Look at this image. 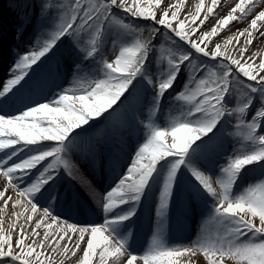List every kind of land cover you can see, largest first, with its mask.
<instances>
[{"label": "snow or ice", "instance_id": "6c2138e0", "mask_svg": "<svg viewBox=\"0 0 264 264\" xmlns=\"http://www.w3.org/2000/svg\"><path fill=\"white\" fill-rule=\"evenodd\" d=\"M9 3L21 22L19 38L34 6L29 0ZM165 5L166 0H41V21L48 20L42 24L47 29L43 39L38 36L24 54L17 51L9 78L0 82V174L7 178L0 203L24 208L15 215L29 225L13 219L6 232L0 229V264H55L56 254L69 252L72 258L82 253L78 264H178L185 253L195 256L197 251L208 264H264V135L258 131L264 130V59L250 63L249 49L238 47L244 36L248 45L253 43L251 30L264 35V10L257 11L264 9V0H237L209 30L205 26L227 6L226 0H211L208 6L200 0L195 12L182 19L179 5ZM118 13L150 23L136 24ZM249 15L254 18L248 27L222 43L213 39ZM65 40L74 57L77 87L62 88L49 98L59 60L35 79L28 77ZM233 40L239 59L227 51ZM108 44L113 52L118 49L111 60L103 56ZM182 72L183 89L170 98L179 114L170 115L162 127L157 123L161 102ZM145 86L153 90L146 109L139 91ZM254 105L248 121L245 116ZM229 124L236 131L229 132ZM141 130L143 142L125 167L119 152L123 133ZM229 136H242L253 147L228 152ZM102 146L108 147L105 161L115 175L103 192H92L104 214L97 224L90 205L75 187L61 183V174L79 171L73 152L95 164ZM249 169L259 171V181L236 194ZM178 187L183 206L201 202L218 225L187 246L170 245L165 234ZM153 193L154 230L138 258L130 225L142 200ZM62 241L67 242L61 251Z\"/></svg>", "mask_w": 264, "mask_h": 264}, {"label": "bare ground", "instance_id": "6f19581e", "mask_svg": "<svg viewBox=\"0 0 264 264\" xmlns=\"http://www.w3.org/2000/svg\"><path fill=\"white\" fill-rule=\"evenodd\" d=\"M142 2L147 3L149 2V0H142ZM235 2H237V0H226L227 6L224 7L217 14V16L205 26V30H209L214 24H216V22L220 18H222L232 6H234ZM199 3L200 0H166L165 6L167 7V5H179L180 12L178 13V18L182 19L185 16H188L189 13H194L196 5ZM210 4L211 0H204L205 6H208ZM1 6L2 2L0 3V7ZM258 10L264 9H257V11ZM205 13L206 7L202 8L201 10V18ZM30 16L32 17V20L35 18V15ZM252 18L254 17L252 15H249L242 22L231 23L230 27L224 30L218 38L213 39L216 40V42L222 43L225 39L233 37L238 29L242 30L248 27ZM19 24L20 21L17 19V13L12 9V7H7V9L4 8L3 11L0 8V82H3L5 81V79L9 78V69L16 59L15 53L18 51V49H24L22 52L18 51L20 54H24L36 43L38 36L41 38V40L43 39L41 28L38 26H34L33 22L26 21L23 35L20 36L18 38L19 40H16L15 42L11 41L10 36L17 34ZM251 31H253V43L251 45H248L247 41L245 40H248L249 38L247 36H244L241 38L238 47L248 48L249 50L247 55L253 58V60H250L249 62L252 63L254 61V63L258 65L260 60L264 59V35L257 33L255 30ZM27 38L31 40H28ZM250 46L253 47V51L250 50ZM69 47L70 45L68 41L65 40L49 55L47 59L43 60L39 68L34 66L30 76L28 77V80H30V78L32 80L35 79L41 69L49 67L50 65H52L53 61L59 60V63L55 65L58 75H56L53 80L49 82V87L47 90V95L49 96V98L52 97L53 93L59 92L62 88L77 87L73 74L74 57L69 52ZM238 47L236 45V41L233 40L228 45L227 51L230 52L232 56L239 59L241 57L238 55ZM13 49H15L16 51H13ZM59 49L65 50L64 53H57V50ZM223 50L224 49L222 48V51ZM116 54H118V49L116 52H113L111 44H108L103 52L104 58H107L109 60L114 59V56ZM152 69L155 73L156 66L154 63L152 64ZM17 74H19V72H17ZM185 82L186 73L182 72L177 78L174 87L165 94L158 113L159 120H157V123H159L162 127H167V120L170 118V115L179 114L178 111L175 110L176 106L172 103L170 98L175 96L178 91L183 89V85ZM139 91L143 96V103L146 109L149 101L151 100L153 90L145 86L144 89H140ZM39 102L45 103L48 101L40 100ZM230 103H232V101H230ZM51 106L56 105L53 104ZM256 107L257 105H254L253 108L249 110L248 114L245 116L246 120H251V115L256 110ZM37 118H39V114H37ZM231 122L232 124L235 123V117L231 118ZM101 123H103V121H101ZM228 131L234 132L236 131V129H234L230 124L228 127ZM258 131L261 135H264V130L258 129ZM143 135V130H141L139 133L135 131H133L131 134L127 131L123 133L122 141L119 143L121 165L125 167L127 166L129 157L136 150L138 142H143ZM234 139H238L239 143H234ZM251 147L253 146L248 145L243 141L242 136L238 138L229 136V138L226 140V148L228 152H231L233 148ZM107 152L108 147L102 146L101 159L96 161L95 164L91 160L82 158V156L78 152H73L71 154V160L75 163L79 171L73 172L71 176L64 173L61 174V183L65 186L71 185L75 187L76 190L80 193L82 200L90 205V208L94 213V215L91 216V219H93L97 224L103 223L104 214L102 212V209L98 208L93 202L92 192L93 190H96L97 192H103L108 186H110L115 175V173L110 170L108 164L105 161ZM25 155H27V153H25ZM118 170L119 169L117 168L116 171ZM92 171H96L97 173L93 176V178L90 179L88 172ZM217 171L218 167L213 169V179L216 178ZM103 178L104 182H100V180H102ZM259 179V171L255 169H249V171L245 173V176L239 181V185L234 189V192L236 194H239L242 188L248 186L250 183L258 182ZM6 182L7 178L3 177V175L0 174V190L4 189ZM213 186L218 187L215 184ZM9 194L11 195L12 193L10 192ZM155 196L156 193H153L151 196H146L142 200L139 208L137 209L136 215L132 218V224L130 225L136 234V239L133 242L132 250L133 254L137 255L138 258L139 256L144 254L151 242V235L154 230L153 225L155 220ZM181 198L182 191L181 188L178 187L176 192V200L170 207L169 217L164 227L166 240L170 245L187 246L190 245L192 241L198 240L204 233H214L218 225L214 220L211 219L210 211L205 208V206L201 202L192 201L191 207H185L181 203ZM208 203L210 206L211 201L209 200ZM24 211L25 209L19 206H5L4 204L0 203V229H4L6 232L8 229V223L13 219H16L18 224H25V226H29L24 216L17 217L15 215L16 213H21ZM26 215L34 214L28 212L26 213ZM256 222L258 223V220ZM44 230L45 229L43 228L38 230L41 234L40 238H43ZM48 231L51 232L52 229H49ZM103 234L107 235L108 233L104 232ZM65 242L67 241L61 242V251L62 245ZM81 257L82 253L80 254V256H77L75 258H72L71 252H69L67 256H60L59 254H56L55 264H78V261ZM178 264H208V261L207 257H205L202 252L197 251L195 256H191L190 254L185 253L179 258ZM226 264H235V262L226 260Z\"/></svg>", "mask_w": 264, "mask_h": 264}, {"label": "rangeland", "instance_id": "374dc122", "mask_svg": "<svg viewBox=\"0 0 264 264\" xmlns=\"http://www.w3.org/2000/svg\"><path fill=\"white\" fill-rule=\"evenodd\" d=\"M32 1H33V3H35L36 1H38V2H36L38 4V14L35 17V20L38 19V22L39 23H43L44 25H46V23L48 22L47 19L41 21V10H40L41 0H32ZM118 14L119 15H122V16H125L126 19L131 20L133 23H136V24L147 25V24L150 23L149 21L136 20L135 18H132L130 16H126V14H124V13H118ZM48 15L50 16L51 13H49ZM41 30L42 31H46L47 29L44 28V27H42ZM161 30L163 31V28H161ZM144 36L147 37V32L144 33ZM245 41H247V40H245ZM156 43H160V37H157ZM250 47H251L250 50L253 51V47L252 46H250ZM202 59H206V58H202ZM208 62L211 63V61H208ZM244 176H245V174L242 176V178Z\"/></svg>", "mask_w": 264, "mask_h": 264}]
</instances>
